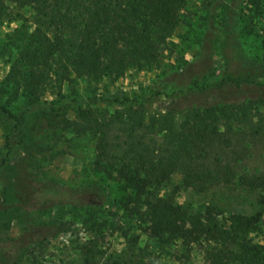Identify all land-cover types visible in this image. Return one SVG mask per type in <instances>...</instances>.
<instances>
[{
    "label": "trees",
    "instance_id": "obj_1",
    "mask_svg": "<svg viewBox=\"0 0 264 264\" xmlns=\"http://www.w3.org/2000/svg\"><path fill=\"white\" fill-rule=\"evenodd\" d=\"M207 1L212 14L221 5L219 49L228 81L242 83L230 73L235 64L264 72V65L245 50L241 36L249 12L246 18L263 31L259 38L264 48V0ZM189 2L0 0V25L20 23L0 87V116L10 125L0 149V194L5 196L9 181L5 166L15 162L19 207L34 221L36 214L59 206L97 215L111 203L105 187L60 188L46 180L32 155L25 152L20 158L26 120L32 115L50 123L59 119L60 130L92 141V169L121 189L114 203L121 222L117 232L126 248L104 254L83 245L81 252L90 264H191L197 252L206 253L203 264H264V244L257 240L264 211V161L250 162L255 150L264 148V98H218L178 113L175 107L149 111L157 93L148 87L131 96L95 92L102 82H117L132 70L161 69L162 49L175 46ZM189 85L194 94L212 93ZM5 91L10 97H3ZM46 95L52 100L44 99ZM176 179L174 193L189 187L204 194L259 193L263 208L255 214L226 216L211 205L178 204L173 195H162ZM84 190L92 201H82ZM82 221L93 226V232L113 223L96 228L91 220ZM50 225L58 229L67 224ZM20 262L15 243L0 239V264Z\"/></svg>",
    "mask_w": 264,
    "mask_h": 264
},
{
    "label": "rangeland",
    "instance_id": "obj_2",
    "mask_svg": "<svg viewBox=\"0 0 264 264\" xmlns=\"http://www.w3.org/2000/svg\"><path fill=\"white\" fill-rule=\"evenodd\" d=\"M211 12L207 0H190L189 5L182 11V22L177 36L173 39L175 46L168 45L162 49L164 60L161 69L153 72L132 70L117 82H102L95 87V92L108 96H131L148 87L157 93L149 111L165 112L168 108L175 107L179 109L178 113L193 106L207 105L218 98L231 101L264 98V72L242 70L235 64L230 73L233 79L242 83L238 85L228 81V72L224 69L225 62L219 49L223 38L221 5H218L213 14ZM249 15V12L245 14L241 25L242 42L247 53L264 65V48L259 38L263 31L253 27L251 19L246 18ZM209 26L214 30L209 29ZM19 31V22L0 25V87L8 74ZM191 61L193 63L189 67H184L185 63ZM190 83L191 88L206 87L212 89V93L194 94L188 90ZM83 89L82 85L80 90ZM4 96L10 97L6 91ZM44 99L51 101L52 96L46 95ZM101 108L108 111L106 105ZM58 122L59 119L50 123L35 115L29 116L26 120L24 143L20 147V158H23L25 152L28 156L32 155L46 180L60 188L70 189L86 185L105 187L110 193L111 203L101 212H97V215H88L69 207H54L36 214L38 221H34L30 214L19 207L22 196L16 164H7L5 173L9 180L8 186L5 196L0 194V239L15 243L20 251V264H90L87 256L81 252L83 245L95 247L97 252L104 254L120 253L126 248L125 240L117 232L121 222L118 220L120 213L117 203H114L121 195V189L92 169V141L60 130ZM9 126L8 121L0 116V149ZM253 156L251 163H262L264 148L258 147ZM177 182L176 179L162 195H173L178 204H192L196 207L211 205L226 216L238 212L255 214L263 208L258 204L259 193L217 190L204 194L193 187L174 193ZM81 199L86 203L92 201L93 196L84 190ZM86 219L91 220L96 228L102 222L107 221L108 225L113 223L106 228L101 227L99 232H93V226L82 223ZM62 222L67 225L58 229L47 227ZM260 230L257 240L264 244V211ZM165 256L169 257V251H166ZM205 259L206 253L197 252L192 257L191 264H203ZM167 263L178 264L175 260Z\"/></svg>",
    "mask_w": 264,
    "mask_h": 264
}]
</instances>
